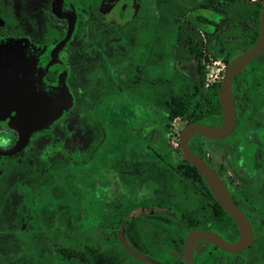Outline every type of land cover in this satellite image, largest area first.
<instances>
[{
	"label": "flooded vegetation",
	"instance_id": "obj_1",
	"mask_svg": "<svg viewBox=\"0 0 264 264\" xmlns=\"http://www.w3.org/2000/svg\"><path fill=\"white\" fill-rule=\"evenodd\" d=\"M186 2L0 0V107L51 113L24 137L0 113V264H151L119 242L124 222L130 245L156 264H264V50L233 80L232 132L190 140L248 218L254 238L246 248L229 252L202 240L185 258L193 229L236 243L238 225L231 216L229 226L205 219V190L179 179L182 162L166 193L155 195L162 187L155 154L109 146L110 139H150L164 123L183 121L172 120L167 107L186 102L188 89L201 102L204 86L219 81L206 76L207 64L223 61L210 53L221 38L231 61L245 51L229 49L241 37L237 28L242 34L249 25L237 0ZM241 2L249 8L264 0ZM207 140L227 141L242 175L225 177L226 165L207 155ZM179 148L183 161L180 141ZM165 164L171 175L173 164ZM191 214L196 225L183 222ZM167 216L187 231L182 243L155 240L153 229L166 227Z\"/></svg>",
	"mask_w": 264,
	"mask_h": 264
},
{
	"label": "water",
	"instance_id": "obj_2",
	"mask_svg": "<svg viewBox=\"0 0 264 264\" xmlns=\"http://www.w3.org/2000/svg\"><path fill=\"white\" fill-rule=\"evenodd\" d=\"M264 50V2L261 9L260 27L258 39L253 46L248 48L235 59H233L226 67L225 73L221 79V86L218 91L219 99L222 108V123L216 128L209 127L206 123H189L185 125L179 134V141L181 149L183 151L184 158L189 163L197 168L199 173L204 177L208 186L210 187L213 195L224 208V210L233 218L240 230V237L238 242L231 243L223 239L219 234L212 230L196 228L190 231L185 239V258L192 259L191 246L198 241H208L212 244L219 246L220 248L229 252H239L246 248L253 240L252 226L243 213L228 187L226 186L223 178L220 174L199 155L190 145V140L197 134H202L208 139L222 140L225 139L234 129L236 125V110L234 105V99L232 94V84L236 75L242 71L247 65L257 57ZM9 109L16 110L15 115L10 116ZM57 112L62 111L63 105L55 107ZM0 113L10 118V122L13 127L19 129L22 136L28 135L32 130L44 125L49 121V115L51 113L45 110L44 114L39 113L36 107H17L8 108L6 106L0 107ZM34 115V120H26L24 122V116ZM18 147L12 149L8 153L14 152ZM125 223L118 232V239L126 250L137 258L143 259L151 264H156V261L144 255L143 253L135 250L128 242L125 235Z\"/></svg>",
	"mask_w": 264,
	"mask_h": 264
},
{
	"label": "trees",
	"instance_id": "obj_3",
	"mask_svg": "<svg viewBox=\"0 0 264 264\" xmlns=\"http://www.w3.org/2000/svg\"><path fill=\"white\" fill-rule=\"evenodd\" d=\"M235 1V0H234ZM237 8L240 9L241 18H247L248 26L246 30L239 34V29L235 32L236 35H241L243 38L244 50H247L255 44L258 39L260 18H261V4H255L249 8L246 7L241 0H237ZM210 53L216 58L222 59L226 65L231 61V53L227 52V44L224 42V38L219 41V51L215 52L214 47L210 49ZM221 86V80L211 84L210 86L203 88V100L197 96V91L188 89L186 91V98L184 103L175 104L171 103L167 107V112L170 113V118L174 120L176 117H180L186 123H206L211 128H216L222 123V108L219 99L218 91ZM196 137L198 135H195ZM199 152L197 149H195ZM204 156V154H202ZM257 158V157H256ZM179 179L186 181L191 186L197 188H203L206 195L202 198V205L206 206L205 219L217 226L219 225H231L234 224L230 215L224 210V208L219 204V202L214 197L211 192L206 180L199 173L197 168L189 163L188 160L183 159L180 167ZM209 212V213H208ZM167 219L168 225L157 223L153 232H155V240L157 242H169V243H182L185 239L187 231L182 229L179 222H175L171 217H163ZM159 220L157 219V222ZM199 218L196 215H190L183 220L184 223L190 225H196L199 223ZM144 237H149L147 234L143 233ZM229 239H235L236 236L232 237L227 235ZM117 240V237H115Z\"/></svg>",
	"mask_w": 264,
	"mask_h": 264
},
{
	"label": "rangeland",
	"instance_id": "obj_4",
	"mask_svg": "<svg viewBox=\"0 0 264 264\" xmlns=\"http://www.w3.org/2000/svg\"><path fill=\"white\" fill-rule=\"evenodd\" d=\"M203 0H188L187 4H191L192 2H202ZM235 32V31H234ZM242 37L231 38L229 42V49L233 55H238L243 51ZM207 68H210L212 71L208 73L206 76V81L208 83L212 82L214 79L221 80L225 70L226 65L223 61L219 60L216 64L210 63L207 64ZM213 74V75H210ZM186 123L181 120H176L172 123V126L169 127L168 123H164L161 128H159L156 133H152L150 139L138 138V139H110L109 146L114 148H132L134 147L136 154L139 156H143L144 154H148L149 152L155 154L157 166L161 169V190L158 189L155 192V195L162 194L164 195L167 191L166 187L169 183V180L173 177V181L177 178L176 168L181 164L182 158L179 156V133L182 127ZM227 141L214 142L211 140H207L205 144V150L207 151V155L212 154L213 159L215 160L214 164L219 166L220 164H225L224 176L228 177L230 173L233 175L231 177L237 178L239 175H242V171H237L235 166V158L228 152L227 150ZM164 161H162V159ZM235 160V161H234ZM165 161L171 162L173 164L174 170L171 173L167 170L169 165L165 164ZM162 162V163H160ZM236 170V171H235ZM235 172V173H234ZM173 174V176H172ZM143 196L144 193H141ZM155 196L154 194H152ZM129 240H131L129 238ZM132 242V240H131ZM124 255H127L124 252Z\"/></svg>",
	"mask_w": 264,
	"mask_h": 264
},
{
	"label": "built area",
	"instance_id": "obj_5",
	"mask_svg": "<svg viewBox=\"0 0 264 264\" xmlns=\"http://www.w3.org/2000/svg\"><path fill=\"white\" fill-rule=\"evenodd\" d=\"M251 1H253V2H254V1H257V0H251ZM210 75H213V74H210ZM219 80H220V79H219Z\"/></svg>",
	"mask_w": 264,
	"mask_h": 264
}]
</instances>
